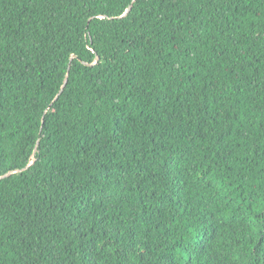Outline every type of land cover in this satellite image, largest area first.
<instances>
[{
  "label": "trees",
  "instance_id": "trees-1",
  "mask_svg": "<svg viewBox=\"0 0 264 264\" xmlns=\"http://www.w3.org/2000/svg\"><path fill=\"white\" fill-rule=\"evenodd\" d=\"M0 264H264V0H0Z\"/></svg>",
  "mask_w": 264,
  "mask_h": 264
},
{
  "label": "water",
  "instance_id": "water-1",
  "mask_svg": "<svg viewBox=\"0 0 264 264\" xmlns=\"http://www.w3.org/2000/svg\"><path fill=\"white\" fill-rule=\"evenodd\" d=\"M74 57H75L74 55L71 56V58H74ZM66 82H67V78L65 79V81H64V83H63V85H62V87H61V89H60V91H59L58 94L61 93V91L63 90V88H64V86H65V84H66Z\"/></svg>",
  "mask_w": 264,
  "mask_h": 264
}]
</instances>
